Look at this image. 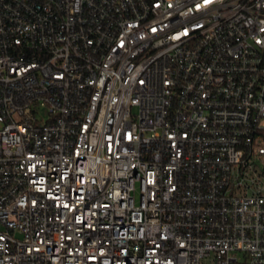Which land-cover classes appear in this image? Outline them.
<instances>
[{"label": "built area", "instance_id": "obj_1", "mask_svg": "<svg viewBox=\"0 0 264 264\" xmlns=\"http://www.w3.org/2000/svg\"><path fill=\"white\" fill-rule=\"evenodd\" d=\"M0 264H264V0H0Z\"/></svg>", "mask_w": 264, "mask_h": 264}]
</instances>
